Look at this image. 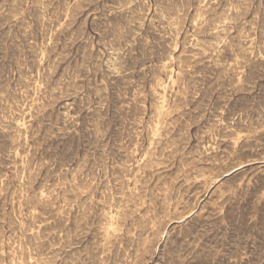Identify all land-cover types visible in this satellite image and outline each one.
Wrapping results in <instances>:
<instances>
[{
    "label": "rangeland",
    "instance_id": "rangeland-1",
    "mask_svg": "<svg viewBox=\"0 0 264 264\" xmlns=\"http://www.w3.org/2000/svg\"><path fill=\"white\" fill-rule=\"evenodd\" d=\"M0 264H264V0H0Z\"/></svg>",
    "mask_w": 264,
    "mask_h": 264
}]
</instances>
